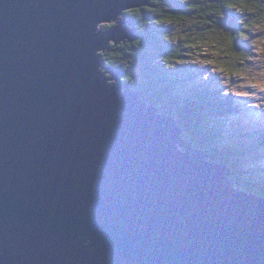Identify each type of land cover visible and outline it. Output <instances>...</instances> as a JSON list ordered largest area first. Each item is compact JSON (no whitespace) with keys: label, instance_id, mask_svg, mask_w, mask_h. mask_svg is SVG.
<instances>
[{"label":"water","instance_id":"95a60500","mask_svg":"<svg viewBox=\"0 0 264 264\" xmlns=\"http://www.w3.org/2000/svg\"><path fill=\"white\" fill-rule=\"evenodd\" d=\"M147 2L0 0V264H264V197L106 66Z\"/></svg>","mask_w":264,"mask_h":264},{"label":"trees","instance_id":"16d2710c","mask_svg":"<svg viewBox=\"0 0 264 264\" xmlns=\"http://www.w3.org/2000/svg\"><path fill=\"white\" fill-rule=\"evenodd\" d=\"M223 2L224 0H148L147 5L140 8V16H127L130 28L135 30L137 39L143 40L144 44L136 47V39L121 43L114 52L105 53L103 57L106 66H113L125 74L122 81L132 89L141 91L150 106L158 109L159 113L178 120L179 126L184 129L183 138L191 146L207 154L208 160L228 166L234 187L264 197V165H259L257 161L264 156V125L252 126L249 113L242 111L241 103L234 100L237 91L232 88L226 90L222 85L211 82H198L196 74L199 71L188 65L193 60L191 50L207 34L216 33L221 27H228L234 44L237 41L236 34L251 27L253 23L257 26V21L260 23L264 18V8L258 7L264 4V0H233L235 3H246L247 9L224 8L220 6ZM148 8L152 10L147 11ZM170 16L185 18L178 23L156 24V20H165ZM233 16L239 19L235 22L229 20ZM255 16L259 20H254ZM204 21L210 23L205 24ZM145 47L149 54H145ZM177 61H184V68L180 74H173V66ZM137 63L144 74L139 82L133 76ZM129 76L132 80L126 79ZM203 84L209 87L204 88ZM174 88L178 93L187 89V95L180 100L173 99L170 95ZM221 98L227 103H221ZM166 100L173 102L175 108L171 105L172 109L166 107ZM242 100L244 97H240V102ZM235 115L246 119L248 124H235L231 120H234ZM212 120L215 122L211 123ZM201 121H205L202 126Z\"/></svg>","mask_w":264,"mask_h":264},{"label":"rangeland","instance_id":"374dc122","mask_svg":"<svg viewBox=\"0 0 264 264\" xmlns=\"http://www.w3.org/2000/svg\"><path fill=\"white\" fill-rule=\"evenodd\" d=\"M119 19L122 21L121 17ZM231 19L235 22L239 17L233 16L229 20ZM253 19L259 20L256 16ZM260 21V23L257 21V26L253 23L251 27L245 28L244 31L236 34L237 41L234 44L232 42L229 44L231 29L228 27H221L220 31L207 34L206 38L191 50L190 55L193 56V60L188 62L189 67L196 68L199 71L196 74L198 82H211L214 85H222L226 90L232 88L237 93H242L241 95H237L234 92L236 93L234 100L239 104L241 103L242 111L249 113L252 126L264 125V118L256 115V113H264V92L260 91L259 88L252 87L254 84H264V53H261V49H264V18ZM120 23L117 25L121 26ZM104 24L108 23L101 24L97 32L110 30L102 28L101 26ZM122 26L126 27V25ZM108 52L110 51H106L105 53ZM205 61H214L215 63H205ZM182 62L178 63V65L174 63L173 74H180L183 71L184 65ZM139 63L135 65L133 72V76L137 82L143 79ZM221 68L226 70L222 72L220 71ZM158 75L160 76L161 74ZM159 83H163V81H159ZM175 91L176 89L174 88L172 92ZM240 97H244V100L241 102ZM169 104L175 108L173 102H169ZM237 116H234L235 121L231 118L235 124H248L246 119L237 118ZM210 122L214 123L215 120ZM257 161L260 163L259 165H264V156L261 160L258 159Z\"/></svg>","mask_w":264,"mask_h":264},{"label":"snow or ice","instance_id":"6c2138e0","mask_svg":"<svg viewBox=\"0 0 264 264\" xmlns=\"http://www.w3.org/2000/svg\"><path fill=\"white\" fill-rule=\"evenodd\" d=\"M155 2H158V0H155ZM221 7H224V8H228V9H233V8H244V9H247L248 8V5L246 3H243V2H239V3H235L233 2V0H224V2L220 5ZM258 7H261V8H264V4H260L258 5ZM152 9L151 8H148L147 11H151ZM126 15H128L129 17H132V16H140L141 15V9L138 8V7H128L127 9V13ZM185 17L183 16H175V17H168L166 18L165 20H156V24H172L174 21L175 22H179L180 20H183ZM109 19H115V16L114 17H109ZM121 19H123V17H121ZM203 23L205 24H208L210 23V21H204ZM117 25L115 23H108V24H104L102 25L101 27L102 28H105V29H111V28H115ZM144 44V41L141 40V39H136L134 41V45L136 47H140ZM229 44H231V38H229ZM133 45H129V47H132ZM187 47H195V45H187ZM93 51H95V49H93ZM144 51H145V54H149V50L145 47L144 48ZM261 53H264V49H261ZM167 63V61L165 62ZM177 63H180V61H177ZM205 63H215L214 61H205ZM226 69L224 68H221L220 71H225ZM237 75H239V73H237ZM137 78H139L137 76ZM127 80H132V77L129 76V77H126ZM133 83H135V81H133ZM106 87H108L107 83L105 85ZM204 88H208L209 86L208 85H204L203 86ZM252 87H255V88H259L260 91L264 92V84H261V83H258V84H254L252 85ZM109 88V87H108ZM187 95V89H184L182 92H173L170 96L173 98V99H176V100H180L181 97L183 96H186ZM221 103H227V101H224L222 98L220 100ZM166 107H168L169 109H172L169 102L166 100V104H165ZM256 115L258 117H262L264 118V113H256ZM205 121H201V126L204 125Z\"/></svg>","mask_w":264,"mask_h":264},{"label":"clouds","instance_id":"9594fccd","mask_svg":"<svg viewBox=\"0 0 264 264\" xmlns=\"http://www.w3.org/2000/svg\"><path fill=\"white\" fill-rule=\"evenodd\" d=\"M130 26V25H129ZM171 92H172V90H171ZM242 93H237V95H241ZM91 245H92V242L90 241V240H85L84 242H83V248H85V249H88L89 247H91Z\"/></svg>","mask_w":264,"mask_h":264},{"label":"flooded vegetation","instance_id":"af4514ba","mask_svg":"<svg viewBox=\"0 0 264 264\" xmlns=\"http://www.w3.org/2000/svg\"><path fill=\"white\" fill-rule=\"evenodd\" d=\"M127 16H128V15H126V18H128ZM141 74H142V72H141ZM142 75L144 76V74H142Z\"/></svg>","mask_w":264,"mask_h":264}]
</instances>
